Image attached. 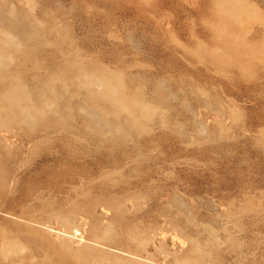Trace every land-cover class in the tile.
<instances>
[{"label":"rangeland","instance_id":"obj_1","mask_svg":"<svg viewBox=\"0 0 264 264\" xmlns=\"http://www.w3.org/2000/svg\"><path fill=\"white\" fill-rule=\"evenodd\" d=\"M0 264H264V0H0Z\"/></svg>","mask_w":264,"mask_h":264}]
</instances>
